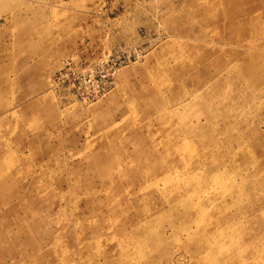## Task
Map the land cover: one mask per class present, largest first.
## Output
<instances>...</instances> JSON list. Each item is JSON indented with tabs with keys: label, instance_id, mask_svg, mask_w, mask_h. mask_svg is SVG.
<instances>
[{
	"label": "rangeland",
	"instance_id": "rangeland-1",
	"mask_svg": "<svg viewBox=\"0 0 264 264\" xmlns=\"http://www.w3.org/2000/svg\"><path fill=\"white\" fill-rule=\"evenodd\" d=\"M0 264H264V0H0Z\"/></svg>",
	"mask_w": 264,
	"mask_h": 264
}]
</instances>
